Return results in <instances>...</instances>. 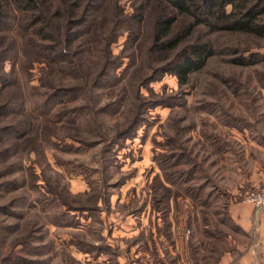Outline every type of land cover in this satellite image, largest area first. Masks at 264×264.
<instances>
[{"label": "rangeland", "instance_id": "rangeland-1", "mask_svg": "<svg viewBox=\"0 0 264 264\" xmlns=\"http://www.w3.org/2000/svg\"><path fill=\"white\" fill-rule=\"evenodd\" d=\"M132 1L121 2L132 11ZM158 13L148 8L142 50L153 41ZM192 22L180 15L176 32L186 33ZM124 41L114 46L116 54ZM187 41L214 50L187 84L172 73L144 84L152 69L137 49L134 62H119L122 86L96 92L81 113L104 109L127 92L125 107L113 105L104 121L82 127L47 123L59 138L78 140L55 147L39 132L32 144L13 148L7 125L30 119L0 116V264H220L229 252L231 264H239V246L249 238L231 207L249 203L247 193L264 184V37L201 24ZM252 53L263 60L233 62ZM39 73V66L30 77L18 68L21 87L7 88L0 101L25 96L32 109L42 98L33 90ZM15 74L8 62L0 75L9 83ZM137 114L126 138L121 132Z\"/></svg>", "mask_w": 264, "mask_h": 264}, {"label": "trees", "instance_id": "trees-1", "mask_svg": "<svg viewBox=\"0 0 264 264\" xmlns=\"http://www.w3.org/2000/svg\"><path fill=\"white\" fill-rule=\"evenodd\" d=\"M121 1L0 0V74L5 73L8 62L16 73L15 82L9 83H4L0 75V96L7 94L9 87H21L18 68L29 77L36 66L40 70L39 87L33 90L42 98L35 101L32 109H27L25 96L17 101L3 96L0 101L1 117L13 119L21 114L30 119L29 122L16 118L7 125L6 131L12 136L11 147L32 144L39 132L55 147L67 139L78 140L77 135L59 138V131H53V126L46 127L47 123H70L82 127L84 122L104 121L113 105L118 109L125 107L127 92L120 101L108 103L104 109L93 111L89 108L87 114L81 113L82 108L87 109L88 103L95 98L96 92L122 86V82L117 83L120 81L119 62L124 57L134 62L137 49L152 69L144 84L148 86L164 74L172 73L180 85H184L214 55L208 42L187 44V37L197 26L205 24L212 31L264 37V0H133L132 11ZM229 6L231 10L228 12ZM149 7L159 13L154 20L153 41L142 50L138 44L146 27ZM180 15L193 18L186 33L176 32ZM221 20L223 23L219 25ZM124 36V46L116 54L114 46ZM261 60L257 53H252L248 58L236 57L233 62L250 65ZM124 89L125 86L121 88ZM80 99L85 101L81 106L68 111L61 108V105ZM39 119L45 120L43 124H36ZM139 121L137 114L121 133L129 138ZM95 130L89 132L96 133ZM99 133L100 142L106 143V136Z\"/></svg>", "mask_w": 264, "mask_h": 264}, {"label": "crops", "instance_id": "crops-1", "mask_svg": "<svg viewBox=\"0 0 264 264\" xmlns=\"http://www.w3.org/2000/svg\"><path fill=\"white\" fill-rule=\"evenodd\" d=\"M231 212L246 232L245 237L249 238V244L239 246L242 252L239 264H264V211L258 214L249 203H234ZM230 254L223 256L220 264H231L233 257Z\"/></svg>", "mask_w": 264, "mask_h": 264}, {"label": "built area", "instance_id": "built-area-1", "mask_svg": "<svg viewBox=\"0 0 264 264\" xmlns=\"http://www.w3.org/2000/svg\"><path fill=\"white\" fill-rule=\"evenodd\" d=\"M245 201L251 203L257 210L264 209V184L249 191Z\"/></svg>", "mask_w": 264, "mask_h": 264}]
</instances>
